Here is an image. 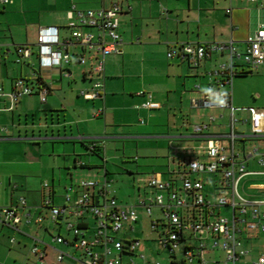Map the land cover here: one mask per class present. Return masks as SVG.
<instances>
[{
    "label": "crops",
    "instance_id": "0c3cea01",
    "mask_svg": "<svg viewBox=\"0 0 264 264\" xmlns=\"http://www.w3.org/2000/svg\"><path fill=\"white\" fill-rule=\"evenodd\" d=\"M114 4H119L122 10L119 15L122 43L118 54L106 58L103 98L87 100L80 95L82 91H89L94 82L89 61L85 66L75 61L61 69H40L35 54L25 64L15 62L16 47L29 45L36 51L41 29L56 28L61 39L67 37L70 33L67 13L73 6L87 11L108 9ZM262 28L264 0H10L9 4H0V86L3 89L0 96V213L5 208L20 207V200H25L16 227L0 222V264H82L77 260L81 257L79 251L72 250L69 244L55 243L52 238L60 235L67 241L74 239L65 223H79L72 203L80 190L67 192L66 189L81 176L106 178L122 203L108 170L106 148L112 140L147 141L144 142L147 148L154 143L152 153L158 159L157 166L139 182L146 185V179L156 175L179 190L181 175L189 172V162L206 160L201 152L205 146L204 136L230 132L229 110L199 105L210 82L208 73L228 61V53L213 51L194 67L178 58L168 59V51L180 44L212 45L232 41L243 53L246 38ZM237 64L241 63L237 61ZM21 78L30 85L44 83L49 90L45 102L34 93L13 103L7 94ZM233 85L234 82L231 91L235 108H256L264 112L251 102L235 98ZM146 104L155 107L148 108ZM101 108L103 113L94 116ZM210 117H215V121L210 123ZM235 118L238 135L235 151L246 170L243 176L237 173V191L264 215V165L258 162L257 156L250 155L251 148L258 146L261 138L253 135L248 111H236ZM199 125L208 126L203 134L195 132ZM92 146L97 147L96 154L88 149ZM94 157L100 158L102 163H88ZM137 175L139 173L133 174ZM190 176L204 182L209 198L217 195L219 176ZM44 183L52 189L55 206H65L66 194L71 198L61 223L52 222L49 209L42 205ZM142 189L138 185L134 202L122 204L137 206L141 199L153 196L147 186L144 192ZM137 213L138 221L132 228L125 225L118 237L124 242L139 241L140 248L133 254H124L122 264H129L131 258L136 264H142L140 254L148 261L163 264L159 256L164 253L169 255L170 264H177L183 260L186 247H197L202 239L209 247L205 254L208 262L219 264L224 260L221 250L210 249L211 234L200 237L189 232L185 233L176 259L171 258L159 245L164 227L154 229L152 226L154 220L162 219L161 209L154 207L149 215L137 206ZM214 213L228 219L232 217L229 208L216 209ZM39 217L43 218L41 224L37 223ZM246 220H251L250 214ZM84 223L83 228L88 227L85 236L91 239L95 231L91 214L84 215ZM238 227L237 238L248 254L237 264H254L264 254V235L250 232L244 224ZM34 245L46 253L41 263L31 252ZM60 252L72 256L58 261ZM191 264L199 262L195 259Z\"/></svg>",
    "mask_w": 264,
    "mask_h": 264
},
{
    "label": "built area",
    "instance_id": "2783aa9c",
    "mask_svg": "<svg viewBox=\"0 0 264 264\" xmlns=\"http://www.w3.org/2000/svg\"><path fill=\"white\" fill-rule=\"evenodd\" d=\"M251 2L254 0H250ZM10 0H0V4H9ZM119 4L108 9L82 11L75 6L67 13L69 35L61 39L56 28H44L39 32L37 43L34 46L24 45L15 48L18 64L30 61L33 55L39 59L40 69H61L73 62L85 66L90 62V73L94 82L89 91H82L80 95L87 100L103 98L104 72L106 58L120 52L122 43L119 33ZM93 30H97L94 32ZM246 48L240 53L232 42L218 44H180L170 49L167 57L170 60L181 59L189 65L198 67L213 51L228 53V61L221 63L217 69L208 73L210 82L203 92L199 105L207 109L229 110L230 132L222 136H204L205 146L202 153L204 162L190 161L188 173L181 175L180 189H173L170 183L162 181L158 176L152 175L146 179V186L152 197L143 198L138 202L151 215L154 207L162 211V219L154 220V229L162 225L164 231L159 239V245L167 250L171 258L176 259V253L184 240L185 233L202 237L211 234L210 249L221 250L224 260L219 264H237L248 251L242 247L237 238L240 232L238 225L244 224L250 232L264 235V215L252 203L242 199L237 191L238 177L246 174L245 166L238 160L235 151V141L238 135L235 132L236 111H248L253 135L261 138L258 146L251 148L250 155L258 157V162L264 165V112L256 108L237 109L232 104V83L234 78L244 73H264V28L246 38ZM75 48L82 51L74 53ZM1 49V47H0ZM239 61L241 64H237ZM48 88L42 82L30 85L23 78L17 79L12 91L7 94L13 103L27 95L38 94L40 100L45 102ZM3 89L0 86V96ZM146 107H155L146 104ZM103 113V109L95 111L94 116ZM210 123L215 117L209 118ZM207 125L195 127L197 134H203ZM94 146L90 148L92 151ZM191 174H208L219 176L221 181L217 195L209 198L205 193V184L201 179L191 178ZM75 188L80 190L72 203L73 214L79 223H65V228L73 236L72 241L65 240L56 235L52 241L58 244H69L72 250L79 251L81 257L77 260L82 264H122L124 254H133L140 248L139 241L124 242L118 233L125 225L133 227L138 221L137 206L122 204L116 197V190L106 178L81 176L75 180L74 185L66 189L71 192ZM43 207L49 209V218L54 223H61L71 202L69 194L65 195V206L58 207L53 204V193L48 183L43 184ZM166 193V195H165ZM25 206V200H20V207ZM20 207H10L1 210L0 222L10 227H16L20 222ZM229 208L232 213L230 219L215 215L216 209ZM91 214L95 221V231L91 239L86 238L88 227L83 228L84 215ZM247 214L251 220L247 221ZM43 218L39 217L37 223L41 224ZM13 241V240H12ZM46 247L48 245L45 244ZM203 239L197 247H186L183 260L177 264H191L195 259L199 264H211L205 258L208 251ZM41 263L46 253L34 245L31 249ZM69 253L60 252L58 261ZM142 264H160L159 261H148L143 254L139 255ZM129 264H136L131 258ZM212 264H218L217 262ZM254 264H264L262 254Z\"/></svg>",
    "mask_w": 264,
    "mask_h": 264
},
{
    "label": "rangeland",
    "instance_id": "374dc122",
    "mask_svg": "<svg viewBox=\"0 0 264 264\" xmlns=\"http://www.w3.org/2000/svg\"><path fill=\"white\" fill-rule=\"evenodd\" d=\"M97 32V30H93ZM234 96L243 102H251L253 105L264 110V74L253 73L247 76L234 78ZM147 141L142 140H112L106 148L108 159V170L114 179L115 188L119 193L122 203H132L136 198L137 186H142V191L146 190V185L139 182L144 179L157 166L154 152V143L147 148ZM146 145V146H145ZM153 146V147H152ZM67 153V152H65ZM64 153V154H65ZM88 163L100 165V158H92ZM95 172H97L95 170ZM104 172L103 170L100 171ZM99 173V172H98ZM139 173L137 176L133 174ZM136 178V180H135ZM242 190V187H241ZM181 257V253L178 254ZM163 264H170L169 255L164 253L159 256Z\"/></svg>",
    "mask_w": 264,
    "mask_h": 264
},
{
    "label": "trees",
    "instance_id": "16d2710c",
    "mask_svg": "<svg viewBox=\"0 0 264 264\" xmlns=\"http://www.w3.org/2000/svg\"><path fill=\"white\" fill-rule=\"evenodd\" d=\"M247 75H252V73H244V74H241V75H239V76H247ZM238 77V76H237ZM89 150H90V148H88ZM97 149V147L96 146H94V148H93V150L91 151V152H94L95 153V150ZM96 154V153H95Z\"/></svg>",
    "mask_w": 264,
    "mask_h": 264
}]
</instances>
